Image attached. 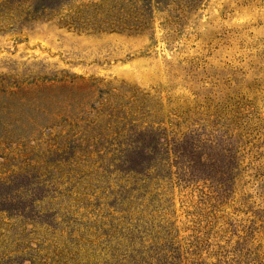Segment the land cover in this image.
Returning a JSON list of instances; mask_svg holds the SVG:
<instances>
[{
  "label": "rangeland",
  "instance_id": "obj_1",
  "mask_svg": "<svg viewBox=\"0 0 264 264\" xmlns=\"http://www.w3.org/2000/svg\"><path fill=\"white\" fill-rule=\"evenodd\" d=\"M0 264H264V0H0Z\"/></svg>",
  "mask_w": 264,
  "mask_h": 264
}]
</instances>
